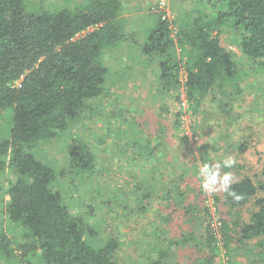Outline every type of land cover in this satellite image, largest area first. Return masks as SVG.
Wrapping results in <instances>:
<instances>
[{"label": "trees", "instance_id": "trees-1", "mask_svg": "<svg viewBox=\"0 0 264 264\" xmlns=\"http://www.w3.org/2000/svg\"><path fill=\"white\" fill-rule=\"evenodd\" d=\"M204 1L213 3L215 15L211 17L205 11L201 14L196 10L195 17L188 23L182 20L175 31L171 21L163 19L161 12L156 13L149 37L140 45L143 55L152 62L155 55L161 57L159 68L152 69L155 72L152 87L158 88L161 94L175 93L181 85V71L186 70L193 112L200 111L206 98L217 90L234 94L231 85L238 75V65L234 52L221 43L220 24L228 22L239 34L240 50L264 66V0ZM122 5L123 0H92L74 9L49 10L31 7L28 0H0V111L7 108L13 111L9 136L0 139V172L7 171L12 177L5 188L3 213L7 223L0 224V255L4 258L22 264H121L118 236L111 234L104 238L101 231V242H98L95 219L91 218L90 222L82 211L65 203L62 191L55 187L70 176V187L76 192L86 189L89 198L95 199V205L88 212L97 214L101 209L108 215L106 221L112 220L111 206L98 208L100 201L103 204L106 201L101 196L114 193L113 196H130L131 193H125L119 185L113 192L107 184L100 185L97 174L100 159L94 143L73 138L68 146L70 169L59 172L39 158L35 149L43 142L61 138L85 114L95 113L98 107L95 100L108 95L109 67L101 60L102 55L120 46L126 38ZM241 93L240 87L237 94ZM118 112L123 111L118 109ZM101 114L110 122L107 113ZM116 115H111L112 119ZM118 119L121 123L122 117ZM175 120L177 125L179 120ZM185 142L189 143L186 139ZM162 146L159 139L155 147L163 150ZM239 148L245 151L247 147L241 144ZM207 161L210 160L204 157V163ZM158 172L154 178L167 177L165 169ZM175 179L178 176L171 184ZM145 184L137 183L131 192L138 195ZM164 185L170 199L175 192L177 204L185 210L192 229L180 239L170 240L169 245L155 249L147 264H178L175 244L195 241L203 245L201 249L208 250L199 259L200 264H222L220 257L224 249L230 258L229 264H237V256L246 252L264 264V196L260 194L264 185L261 182L257 183L249 175L233 180L230 190L239 199L223 191L214 192L223 222L222 245L210 230L211 213L204 205L202 177L199 191L191 188L187 194L189 198L200 199L188 203L183 201L184 192L179 183L174 189L167 183ZM94 193L101 196L92 197ZM131 201L124 207L135 209L136 204ZM221 204L226 207L225 211ZM245 207H250L248 217L242 212ZM15 226L21 228L19 236L13 235Z\"/></svg>", "mask_w": 264, "mask_h": 264}, {"label": "rangeland", "instance_id": "rangeland-1", "mask_svg": "<svg viewBox=\"0 0 264 264\" xmlns=\"http://www.w3.org/2000/svg\"><path fill=\"white\" fill-rule=\"evenodd\" d=\"M91 1L28 0V3L31 7L54 10L74 9ZM168 1L176 28H179L182 20L190 22L195 17L196 10L201 14L205 11L211 17L216 14L213 3L207 4L204 0ZM156 13H160L158 0H123L122 16L125 21L131 23L126 28V38L120 43L122 47L120 45L111 48V52L102 55L101 60L109 67V86L106 88L109 91L108 95L95 100V104H98L95 113L85 114L78 123H72L61 138L52 142H43L35 149L39 158L59 172L70 169L68 146L73 138H84L91 144L94 143L100 159L97 173L100 185L104 187L107 184L112 192L117 191L114 188L119 185L125 193H131L130 196L119 194L113 196L114 193L103 197L101 194H92V197L101 196L106 199L105 204L100 201L98 208L111 206L109 209L112 220L106 221L108 215L106 216V212L101 209L97 214L88 212L91 210L90 207L95 205V199L89 198L90 194L86 193V189L76 192V189L70 187V176L62 179L61 185L56 184L55 187L62 191L65 203L74 205L77 211H82L90 222L91 218L95 219L94 223L99 229L98 242H101V231L104 238L111 234L118 236L121 244L119 250L121 264H147L151 259L149 257L155 254V249L169 245L170 240L180 239L184 232L187 233L189 232L187 230L192 229L185 210L177 204L175 192H172L171 199L167 197L169 191L164 183L173 189L179 183L184 192L185 203L200 199L198 196L189 198L187 194L191 188L199 191V170L205 164L204 157L210 160L206 163L213 165L214 170L216 165H220V177L229 173L233 181L249 175L257 183L261 182L264 185V66L254 62L240 50L239 34L228 22L220 24L221 43L234 52L238 65V75L235 83L231 85L234 94L218 92L220 90L210 94L201 110L194 112L193 125L190 129H186L181 125L180 114L174 109L176 92L171 95L161 94L158 88L154 90L152 87L155 74L152 69L159 68L161 57L155 55L153 62L147 58L148 60L140 61L139 67L136 66L137 60L143 54L140 45L148 39L157 17ZM141 72L144 74L138 78ZM126 75L134 77L125 83L121 82ZM240 87L242 93L239 95L237 92L239 93ZM115 97L117 99H114ZM118 109L123 112L119 113ZM101 113H107L110 122L105 121ZM115 114L117 115L112 119L111 115ZM118 115L122 117L121 123ZM175 115L179 120L177 125ZM12 116L11 108L0 111V139L9 136ZM160 127L163 130L162 128L160 130ZM151 135L157 140L151 139ZM159 139L164 145L163 150L155 147ZM185 139L189 143H186ZM149 140H152L151 145ZM137 144L142 145L141 148L135 149L134 146ZM241 144L246 145L245 151L240 150ZM153 150L164 152L165 155L159 158L161 163L159 160H154ZM228 158L235 161L231 168L223 167L224 160ZM172 159L175 161L173 162ZM164 164L165 168L171 166V170H174L171 178L168 176L170 168L165 169L166 172L168 171V177L160 179L159 175L154 178L157 170L160 172L164 170ZM182 174H185L184 177ZM177 176L181 179L180 182L179 179H175L171 184L172 177L174 179ZM11 179L7 171L0 172V224L2 225L3 222L7 223L3 213L7 198L5 188ZM140 182H146L145 189L135 195L131 191L133 186L136 187ZM90 186L91 184L86 188ZM151 191L150 196L144 197L145 193ZM107 192L108 190L105 192L106 195ZM203 193L206 199L208 197L207 200L204 198V205L208 207L210 213L209 197L214 198L215 194L204 191ZM260 194L264 196V190L260 191ZM190 196L192 197L193 194L190 193ZM130 199L136 204L135 209L129 210L124 207ZM115 206L116 210H112ZM221 208L222 211L226 210L222 204ZM242 212L248 217L250 207H245ZM217 214L220 217L218 210ZM210 217L211 215L209 219ZM13 231L15 236L21 234L19 226H15ZM201 234L204 232L201 231ZM201 234L200 240L203 239ZM202 247L203 245L197 244L196 241L186 245L175 244L178 264H200L199 259L208 253L207 248L201 249ZM223 251L221 262L229 264L230 258L225 253V249ZM255 259L259 258L248 252L242 253L237 256V264H260ZM0 264L22 263L0 255Z\"/></svg>", "mask_w": 264, "mask_h": 264}, {"label": "built area", "instance_id": "built-area-1", "mask_svg": "<svg viewBox=\"0 0 264 264\" xmlns=\"http://www.w3.org/2000/svg\"><path fill=\"white\" fill-rule=\"evenodd\" d=\"M168 2V0H158V8L162 14V18L171 21V28L175 29L176 31L177 28L173 23L172 13ZM81 34L82 33L78 34V36ZM187 78L188 73L185 69H183L181 71V85L176 91L177 97L174 109L178 114H180L182 127L190 129V127L193 125V117H195V115L188 96ZM209 204L211 213V217L209 219L210 230L214 234L215 238L219 239L218 243L222 245L221 229L223 222L217 214V208L213 196L209 197Z\"/></svg>", "mask_w": 264, "mask_h": 264}, {"label": "clouds", "instance_id": "clouds-1", "mask_svg": "<svg viewBox=\"0 0 264 264\" xmlns=\"http://www.w3.org/2000/svg\"><path fill=\"white\" fill-rule=\"evenodd\" d=\"M235 164L232 158L225 159L223 162V167L231 168ZM220 165L215 166L205 163L199 170V176L202 177V189L206 193H212L217 190L227 193L228 196H233L237 199L234 191L230 190V185L232 183V176L229 173L224 174L220 177L219 173Z\"/></svg>", "mask_w": 264, "mask_h": 264}, {"label": "crops", "instance_id": "crops-1", "mask_svg": "<svg viewBox=\"0 0 264 264\" xmlns=\"http://www.w3.org/2000/svg\"><path fill=\"white\" fill-rule=\"evenodd\" d=\"M122 20H123V19H122ZM123 22H125V28H127V27L131 24V23H129L128 21H122V23H123ZM147 58H148V57H147L146 55H143V54H142L141 58L137 60V65H136V66L139 67V65H140V61L148 60L149 58H148V59H147ZM136 68H137V67H136ZM130 69H131V68H130ZM137 69H138V68H137ZM139 72H140V71H139ZM139 72H137V73H139ZM141 73H142V72H141ZM141 73L139 74L140 76H138V78L141 77V76H143L144 73H142V74H141ZM127 75H128V74H127ZM127 75H126V77H125L124 79L121 80V82L125 83L126 81H128V80H130V79H133V77H134V76H133V77H132V76L128 77ZM131 77H132V78H131ZM174 148H175V147H174ZM175 149H176V148H175ZM176 150H177V149H176ZM178 152H179V149H178ZM153 153H154V154H153V155H154V160H159V161H160L159 158H161L162 156L165 155L164 152L161 153L160 150H153ZM161 155H162V156H161ZM172 160H173V162L175 161V159H172ZM162 161L164 162V158L162 159ZM176 161H177V160H176ZM163 162H162V164H163ZM170 162H171V161H170ZM160 163H161V161H160ZM171 163H172V162H171ZM158 164H159V162H158ZM168 164L171 165L170 163H168ZM172 165H173V164H172ZM172 165H171V166H172ZM165 166H166V165L164 164V166H163L164 169H166ZM171 166H170V167H171ZM155 167H156V166H155ZM170 167H168V168H170ZM171 169H172V168H170V170H168L169 173H170L168 176H170V178H171V176H172V174H171V171H172V170H171ZM168 176H167V177H168ZM172 179H173V177H172ZM172 179H171V181H172ZM171 181H170V182H171Z\"/></svg>", "mask_w": 264, "mask_h": 264}]
</instances>
